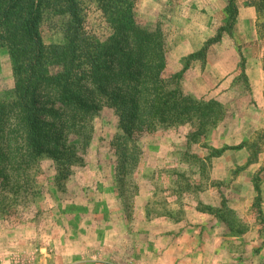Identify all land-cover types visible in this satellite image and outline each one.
I'll return each mask as SVG.
<instances>
[{
	"label": "rangeland",
	"instance_id": "1",
	"mask_svg": "<svg viewBox=\"0 0 264 264\" xmlns=\"http://www.w3.org/2000/svg\"><path fill=\"white\" fill-rule=\"evenodd\" d=\"M248 1L236 0L250 11L237 15L231 35L223 34L203 60L190 61L178 83L188 98L217 101L221 114L142 134L140 159L121 177L110 145L118 119L103 98L85 148L76 135L56 129L64 132L59 152L71 164L58 166L44 153L35 164L1 165L0 260L264 264V13ZM226 10L227 0H136L134 16L138 29L162 31L169 77L216 34ZM86 11L88 34L104 39L101 13L92 3ZM59 22L44 23L46 46L62 41ZM12 83L9 58L0 51V98ZM38 92L50 110L51 98ZM4 138L0 133V153Z\"/></svg>",
	"mask_w": 264,
	"mask_h": 264
},
{
	"label": "trees",
	"instance_id": "2",
	"mask_svg": "<svg viewBox=\"0 0 264 264\" xmlns=\"http://www.w3.org/2000/svg\"><path fill=\"white\" fill-rule=\"evenodd\" d=\"M101 13L108 35L87 32V4ZM136 0H0V51L9 58L12 89L0 98V133L5 136L4 163L35 164L49 154L58 166L71 164L59 152L64 132L77 136L85 148L93 132L92 120L103 98L113 107L119 132L110 145L115 169L123 177L140 159L139 137L162 125L189 118L209 119L221 114L215 100H193L182 94L178 83L188 63L203 60L208 48L231 35L238 15L236 0H227L226 17L216 34L191 54L181 72L164 77L165 39L160 29L136 26ZM257 14L264 0H249ZM59 20L62 41L45 45L43 25ZM38 90L51 98L44 110ZM54 120L61 121L56 126ZM54 131H57L54 134ZM21 143L16 144L13 139ZM226 149H241L236 146ZM225 149L214 150L220 156ZM19 157L16 160V157ZM16 173L19 171L15 168ZM259 200L260 189L254 179ZM259 208V206L257 205Z\"/></svg>",
	"mask_w": 264,
	"mask_h": 264
},
{
	"label": "built area",
	"instance_id": "3",
	"mask_svg": "<svg viewBox=\"0 0 264 264\" xmlns=\"http://www.w3.org/2000/svg\"><path fill=\"white\" fill-rule=\"evenodd\" d=\"M0 264H26V262H5L0 260Z\"/></svg>",
	"mask_w": 264,
	"mask_h": 264
},
{
	"label": "crops",
	"instance_id": "4",
	"mask_svg": "<svg viewBox=\"0 0 264 264\" xmlns=\"http://www.w3.org/2000/svg\"><path fill=\"white\" fill-rule=\"evenodd\" d=\"M250 10H243V12H242V8H238V16H239V18L241 19V17H243V13L244 12H249Z\"/></svg>",
	"mask_w": 264,
	"mask_h": 264
}]
</instances>
